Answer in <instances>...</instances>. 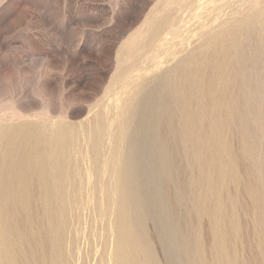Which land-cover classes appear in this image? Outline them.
<instances>
[{
	"label": "rangeland",
	"instance_id": "1",
	"mask_svg": "<svg viewBox=\"0 0 264 264\" xmlns=\"http://www.w3.org/2000/svg\"><path fill=\"white\" fill-rule=\"evenodd\" d=\"M173 1L171 4L168 0H0V127L24 122L43 123L51 127L52 123L61 122L67 125L70 133L66 152L69 179L63 211L62 207L56 208L52 202H45V194L36 191L31 215L28 221H22L24 225L29 223L32 227H39L44 235L49 234L53 225L58 223L54 248L45 257L49 263L55 260L58 264L148 262L137 246L129 245L131 251L128 245L119 246L124 241L121 239L125 229L117 214L119 195L115 193V187L118 182L116 168L123 161V146L119 137L123 116L127 112L122 105L126 98L124 84L132 78L138 80L141 75H155L156 82L159 75L174 66L179 57L199 45V30L205 24L206 30L202 31L206 32L219 23L224 25L238 18L245 19L254 6L264 7V0H229L230 3L222 0L224 5L230 4L227 7L217 6L219 2L222 4L220 0H215V4L209 3L213 4L211 7L199 6L197 2L189 5L193 0ZM166 2L175 13L173 22L170 21L165 28V36H160L163 41L155 42L145 54L141 51L131 57L130 46L126 42H130L148 17L160 15ZM215 5L219 10L224 8L227 13L224 9L220 10L221 13L214 8ZM216 10L221 13L219 18ZM190 11H197V14ZM199 13L205 22L198 17ZM220 17L229 19L221 20ZM183 18L185 20L181 21ZM179 23L182 26L179 27ZM199 24L202 26L198 27ZM167 28L171 31L168 35ZM176 28L181 30L178 32ZM171 36L173 38L170 39ZM158 42L161 45L164 42V47H159ZM260 42L262 51L256 54L248 48L244 59L238 57L234 43H226L228 48L217 59L225 71L217 80L222 83L226 101L238 102L233 113L234 120L230 123L226 115V122L220 130V146L215 129L205 127L201 139L206 143V148L203 147L206 151H202L204 154L201 155V167L197 168L198 174L196 168L187 165L186 161L180 163L183 169L181 176L188 180L182 194L185 195L188 211L190 209V220L185 221L183 211L174 212L176 222L181 223V228L188 231L191 239L184 263L264 264V38ZM251 54H254V65L257 63L258 68L253 73L254 86L241 79L232 88L234 69L249 64L253 59ZM198 107L199 114L205 111L202 105ZM208 153L214 159H209ZM217 165L221 166L217 168ZM189 172L196 177L202 175L196 179ZM189 180H196L195 185ZM197 181L200 184L195 183ZM173 188L172 184L163 187L165 196L172 203ZM145 230L155 263L168 264L162 245L166 233L161 232L154 218L145 220ZM31 233L34 234L33 231ZM32 238L35 239V236ZM2 241L0 239V264H29L34 257L35 249L28 251L21 247L8 256L9 251ZM135 254L140 257L139 260ZM176 264L183 262L179 260Z\"/></svg>",
	"mask_w": 264,
	"mask_h": 264
},
{
	"label": "bare ground",
	"instance_id": "2",
	"mask_svg": "<svg viewBox=\"0 0 264 264\" xmlns=\"http://www.w3.org/2000/svg\"><path fill=\"white\" fill-rule=\"evenodd\" d=\"M214 1L215 0H193L189 5L192 6V4L197 2L199 6L209 5V7H211L215 4ZM220 1L222 4L218 1L219 3L218 5L216 4L217 6L223 5V7H227V5H230L226 3L224 5L223 1ZM224 1L226 2V0ZM232 1L237 2L236 0ZM168 2L171 4L174 3L173 0H168ZM168 2L165 3V7L162 5L164 8H162L163 12L160 15L155 14L148 17L143 26L138 29L139 31H136L137 33L131 38L130 42L127 40L129 44L128 42L126 43L130 46L129 54L131 57L136 56L141 51H144L143 54H145L155 42L161 40L160 36L164 34L166 26L172 21V17H174L173 13H175H172L171 9H169L170 7L167 5ZM209 3L213 4L211 5ZM216 5L214 7L215 9L218 8H216ZM195 7L196 6H194V8ZM206 8L209 9L208 7ZM198 9L199 11L201 10L200 7H198ZM207 9L203 10L207 11ZM222 9L224 8H220L221 11ZM203 10L202 12H205ZM217 10L220 11L219 9ZM179 11L182 10L179 9ZM179 11H177V13L182 14L183 11ZM197 11L194 12L196 13ZM223 11L226 12L225 9ZM220 12L217 13L218 18L222 13ZM198 17H201L200 13ZM215 18L213 20H215ZM222 18L228 20L230 17ZM182 20L185 19L183 18L181 21ZM188 21L187 25L189 23ZM214 22L213 25H215ZM184 23L181 22L183 26L185 25ZM206 23L208 22L206 21ZM181 24L178 26H182ZM200 26L202 25L199 24L198 27ZM205 26L201 29L206 30ZM187 27L185 26V28ZM182 28L184 29V27ZM194 29L196 30V28ZM207 29H209V27ZM180 30L179 28L177 29L178 32ZM202 30H199V32H203H200L199 35V45L195 49L179 57L174 66L164 70L159 75V79L156 82H154L156 78L155 75L152 77L141 75L138 80L132 78L130 82L127 80V84L125 83L127 81L124 82L126 86L124 92L126 98L123 100L122 105L127 109V112L123 116L119 137L123 146V161L117 166L118 168H116V170H118L116 171L118 172V182L116 184L117 187H115V190H117L115 193L117 192L119 195V202L117 201L118 204L116 205L117 214L121 218V222L125 229V234L123 233L124 238L120 236L122 238L121 241H123V239L124 241L120 242L119 246L128 245L129 249V245L131 244L137 246L143 253V256L146 257L148 264H157L154 259L155 255H153L150 248L152 245L149 246V237H147L145 230V220L148 218H154L157 226L162 230L161 232L166 233V236L162 239V245L168 259V264H176L179 260H181L183 264H187L184 263V258H186L188 254V245L191 242L190 235L188 231L181 228V223L178 224L174 217V212L180 210L184 212L182 214L184 221L190 220V209L188 211L185 195L183 196L182 194V188L184 189L183 186L188 180H184L181 176L183 169L180 167V163L186 161L185 163H187V165L189 164L192 168L195 167L196 170L198 166L201 167V155L204 154L202 151H206L203 148L206 143L201 139L205 127L209 126L215 129V137L218 144L221 136L220 130L226 122V115L229 117L230 123L234 120L233 113L238 106V102L236 100H230L228 103L225 99L222 83L219 84V79L217 80L218 76L225 71V68L218 64L217 59L226 51V43L230 41L235 44V48L238 50V57H241V59L245 58L244 54H246L248 48L253 50L256 54L262 51L260 41L264 38V7L257 8L254 6L250 9L245 19L238 18L234 22L224 25L219 23L216 27L211 26L210 30L206 32ZM168 31L170 30L167 28V35ZM175 31L173 30V32ZM172 36L170 39L173 38ZM193 36L195 37L196 33ZM169 40L165 41L169 43ZM162 45L164 47V42H162ZM162 45L159 47H162ZM154 48H156V46ZM251 55L253 58L254 54ZM254 58L249 64H242L239 68L234 69L233 82L231 83L232 88L237 85L238 81L241 79L248 85L254 86L253 73L254 70L257 71L258 69L256 67L257 63L254 65ZM244 61L245 60H242V62ZM148 68L149 67H147V69ZM252 94L254 96V92ZM199 104L202 105V108L205 110L204 112L201 111V114L198 113L200 109L197 111ZM68 130L69 128L67 125L61 122L52 123L51 127L37 122H24L0 127V239L3 240L4 246L9 251V253H7L9 254L8 256H11L14 251L20 247L28 251H33L35 249L34 257L29 261V264H58L57 260H55L54 263H49L45 258L47 253L49 254L54 248L56 239L55 233L58 223L53 225L49 234L44 235L39 227H32L29 223L24 225L22 221H28L31 215L32 205L34 203L33 194L36 191L44 193L46 196L45 202H52L55 207H62L65 203V188L69 179L67 173L69 169V160L66 155L70 143V133ZM212 133L214 134V132ZM216 141L214 140V142ZM223 142L225 143V139ZM218 145L220 146L221 144ZM209 149L211 150V147ZM214 149L216 150V148ZM217 151L216 153H219ZM210 155L211 153L207 155V157L209 156V159H214V156L211 158L212 155ZM208 164L210 165V163ZM221 165H217V168ZM188 168L187 166V169ZM212 168H214V165H212ZM201 170L204 171L205 169ZM207 172V174L210 173L209 170ZM215 173H217V171ZM203 174L205 173L203 172ZM201 175L202 174L198 176ZM188 176L190 175L188 174ZM193 176H195L196 179L198 178L196 175H192V177ZM205 176L206 175H204V178H206ZM207 180L209 181V179ZM194 181H191L192 184H194ZM204 181H206V179H204ZM213 182H215V180H213ZM195 183L198 184L199 182L197 181ZM166 184H172L174 186V203L164 194L165 189H163V187H165ZM214 184L216 185V183ZM190 185L189 182L188 186ZM188 186H186V188ZM208 188L206 187V189ZM203 195L205 196L206 193L204 192ZM198 197L199 195L196 196V199ZM117 198L118 197L115 199L118 200ZM193 200L194 199H192V201ZM199 200L201 199L199 198ZM196 201L199 202L198 200ZM208 201L210 200L208 199ZM215 201H217V199ZM194 203L197 204L196 202ZM212 204H214V202ZM212 204L209 205L208 203V206ZM63 209L62 207V211ZM215 209L214 207V210ZM117 225L118 224H116V226ZM118 229L120 228L118 227ZM31 231H33L34 234H32ZM30 233L35 236V239L32 238L33 236ZM131 250L132 249H130V251ZM226 252L227 250H225V253ZM135 253L137 252L135 251ZM225 253L224 255H226ZM135 256L139 260L140 257H137V254H135ZM121 257L120 259H122L123 262V258ZM129 257H131V255ZM192 257L194 258V256ZM146 259L144 260L145 262ZM135 261L136 259L134 262ZM118 262L119 261H117V263ZM124 262H126V260ZM135 263H137V261ZM140 263L144 264L143 261H140L139 264Z\"/></svg>",
	"mask_w": 264,
	"mask_h": 264
}]
</instances>
